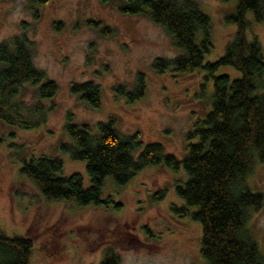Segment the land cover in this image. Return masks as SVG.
<instances>
[{
    "label": "rangeland",
    "instance_id": "374dc122",
    "mask_svg": "<svg viewBox=\"0 0 264 264\" xmlns=\"http://www.w3.org/2000/svg\"><path fill=\"white\" fill-rule=\"evenodd\" d=\"M193 1L209 22L210 46L202 63L212 62L234 33L235 25L225 16L233 12L235 0ZM118 4V0H47L34 5L28 0H0V41L25 37L32 64L57 85L48 98H38L31 84L20 87L14 97L27 119L35 103L42 105L45 119L38 126L18 128L0 120V231L30 239L29 264H99L106 251L116 258L115 264H205L199 254L200 224L179 210L184 203L175 185L186 178L181 168L147 165L122 184L106 177L99 205L46 199L19 173L23 161L31 157H56L62 161V175L78 172L87 183L84 161L71 159L61 147L73 146L64 128L67 115L91 130L96 122L113 118L120 133L138 131L142 143L158 142L166 153L180 158L193 141L187 132L210 108L212 76L239 75L228 65L217 67L212 76L202 67L189 72L171 66L153 69L154 59H170L180 50L145 12L121 13ZM245 19L246 38H255L264 57V21L254 20L250 12ZM105 27L108 31L103 32ZM137 73L143 75L141 96L129 101L125 94H114L117 84L132 90ZM84 80L98 85L97 107L70 92L71 83ZM256 86L257 92L264 88V73ZM245 182L250 191L263 195L261 206L250 210L246 229L264 256V159L255 160ZM159 191L163 195L157 199Z\"/></svg>",
    "mask_w": 264,
    "mask_h": 264
},
{
    "label": "trees",
    "instance_id": "16d2710c",
    "mask_svg": "<svg viewBox=\"0 0 264 264\" xmlns=\"http://www.w3.org/2000/svg\"><path fill=\"white\" fill-rule=\"evenodd\" d=\"M28 1L34 5L47 0ZM118 1L121 13L145 12L165 29L180 50L170 59H154L153 69L162 71L171 66L175 71L189 72L202 67L212 76L217 67L228 65L239 75L212 76L210 108L187 132V139L193 141L180 158L166 153L158 142L142 143L138 131L120 133L113 118L96 122L91 130L87 124L71 122L67 115L64 128L73 146L61 147L71 159L84 161L87 183L78 172L62 175V161L56 157H31L23 161L19 173L46 199L99 205L106 177L122 184L147 165L181 168L186 178L175 185V193L184 203L179 210L200 224L199 254L205 264H264V256L246 229L248 214L261 206L263 195L250 191L245 182L255 160L264 159V88L256 90V80L264 73V57L255 38H246L245 14L250 12L254 20L264 21V0H235L233 12L225 16L227 23L235 25L232 38L219 57L205 63L202 58L210 46L206 32L209 22L195 1ZM198 31L202 32L200 37H196ZM24 84L35 86L38 98L51 97L57 89L56 83L44 79L43 72L32 64L25 37L15 35L0 41V120L18 128H34L44 121L46 110L35 103L32 116L23 117L14 97ZM69 89L91 107L100 104L98 85L90 80L73 82ZM113 91L116 95L125 94L129 101L138 98L144 91L143 75L137 73L132 90L125 91L117 84ZM162 195L159 191L154 197L159 199ZM31 253L30 239L0 231V264H29ZM115 263L116 258L108 251L99 262Z\"/></svg>",
    "mask_w": 264,
    "mask_h": 264
}]
</instances>
